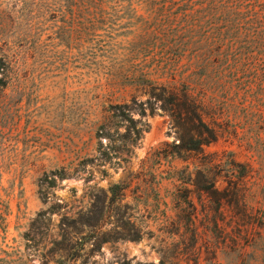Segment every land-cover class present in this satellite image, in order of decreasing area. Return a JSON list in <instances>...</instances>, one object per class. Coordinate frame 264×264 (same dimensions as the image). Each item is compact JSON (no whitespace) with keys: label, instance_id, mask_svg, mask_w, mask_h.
Masks as SVG:
<instances>
[{"label":"rangeland","instance_id":"1","mask_svg":"<svg viewBox=\"0 0 264 264\" xmlns=\"http://www.w3.org/2000/svg\"><path fill=\"white\" fill-rule=\"evenodd\" d=\"M13 2L0 0V264H264L263 79L197 77L189 124L161 85L127 80H179L160 50L103 33L56 47ZM140 103L136 140L111 106ZM181 138L203 144L179 154Z\"/></svg>","mask_w":264,"mask_h":264},{"label":"trees","instance_id":"2","mask_svg":"<svg viewBox=\"0 0 264 264\" xmlns=\"http://www.w3.org/2000/svg\"><path fill=\"white\" fill-rule=\"evenodd\" d=\"M13 4L21 6L33 21V31L41 25L40 21L51 23L49 31L56 47L69 45L78 36L86 50L94 47L95 38L103 33L111 41L122 38L135 44L147 42L141 45L142 51L160 50L174 69L183 70L179 80L170 76L160 83L154 76L136 73L127 80L133 86L161 85L162 91L168 93L159 99L176 105L178 119L189 124L196 116L197 77L205 79L216 71L218 82L223 81L228 87L235 83L248 87L260 78L264 81V0H14ZM113 45L103 42L99 51L115 49L116 44ZM253 51L258 54L252 58ZM223 56L227 58L219 60L216 68L215 60ZM2 65L1 59L0 75H4ZM0 85H4L1 76ZM179 85L184 89L180 90ZM111 113L128 124L126 131L133 133L136 140L147 131L144 126L138 127L148 115L143 103L134 109L129 105L111 106ZM134 113L140 120L134 119ZM149 113L154 115L155 108H149ZM105 129L101 127L100 131ZM202 144L181 138L176 148L181 154L196 151ZM72 175L66 170L54 174L61 181ZM125 189L121 184L110 189V206L119 201Z\"/></svg>","mask_w":264,"mask_h":264}]
</instances>
